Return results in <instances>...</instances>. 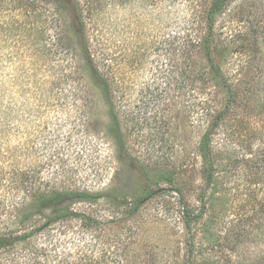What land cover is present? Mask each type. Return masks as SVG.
<instances>
[{"label":"rangeland","instance_id":"obj_1","mask_svg":"<svg viewBox=\"0 0 264 264\" xmlns=\"http://www.w3.org/2000/svg\"><path fill=\"white\" fill-rule=\"evenodd\" d=\"M208 5L209 0L103 4L90 33L103 56L101 66L116 80L115 105L128 157L172 180L158 181L159 192L126 221L111 222L119 215L111 204H77V210L96 211L101 221L95 230L78 221L44 230L38 239L54 236L50 253L57 259L264 264V0H228L215 19V58L257 108L246 113L239 106L216 128L214 180L206 188L197 144L210 120L207 110L213 113L222 103L207 78L193 80L203 62L196 42L206 34ZM55 31L67 37L66 28ZM24 44L0 33V116L6 124L0 136V231L15 226L16 202L25 185L19 171L26 168L37 177L36 190L81 188L130 196L138 184L137 168L122 159L120 144L107 133L98 92L82 80L80 59L72 53L27 51ZM176 188L193 213L205 191L191 256Z\"/></svg>","mask_w":264,"mask_h":264},{"label":"trees","instance_id":"obj_2","mask_svg":"<svg viewBox=\"0 0 264 264\" xmlns=\"http://www.w3.org/2000/svg\"><path fill=\"white\" fill-rule=\"evenodd\" d=\"M107 1L0 0V33L27 42L24 44V49L27 51L38 50L46 54L64 55L72 53L76 59H80L84 73L82 80L85 81L87 88H93L98 92L108 118L107 133L120 144L122 159L129 160L128 165L137 168L138 183L130 196L116 195L109 190L91 191L81 188L36 190L35 187L33 188L37 180L34 172L27 168L26 171H19L25 177L22 181L25 185L16 202L15 226H8L0 231V254L4 256L0 264H75L74 261L66 262V259H57V253H50L56 247V243L53 235L47 236L44 241L38 239L44 230L69 221H78L79 226L84 229L95 230L101 221L97 212L77 210L75 208L77 204L91 207L99 203H108L119 211V215L115 214L111 222L112 220L118 222L129 220L138 214L147 200L159 192L158 181L171 182L172 180L171 175L163 171L151 174L139 158L128 157L131 155L128 153V147H125V137L115 105L116 80L111 73L109 75V69L101 66L100 60H103V56H99L100 52L92 44V32L90 33V30H95L98 16L103 4ZM227 4L228 0H209L203 17L206 34L196 42L197 51L204 63L198 65L193 80L200 82L207 78L222 96L221 107L213 113L207 110L210 120L207 121L197 144L206 188L211 186L214 180L215 159L212 137L216 128L234 114L239 106L246 113H251L257 108L254 98L251 99L249 95L243 93L240 95L239 86L231 83L225 76L221 63L214 55L215 19L224 11ZM62 28H66L67 37L55 31ZM1 105L0 92V113ZM5 128L6 124L0 116V136L4 137ZM176 191L179 196L182 223L189 234L188 252L191 256L193 226L205 211V191L200 194L201 206L195 213L183 200L179 193L181 191L177 188ZM75 253H78V249Z\"/></svg>","mask_w":264,"mask_h":264}]
</instances>
